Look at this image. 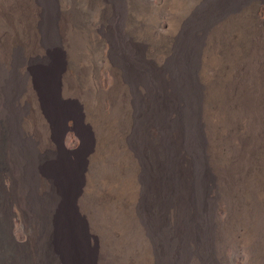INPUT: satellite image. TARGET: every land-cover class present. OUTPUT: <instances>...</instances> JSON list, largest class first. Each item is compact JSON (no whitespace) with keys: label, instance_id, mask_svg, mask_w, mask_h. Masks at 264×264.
Instances as JSON below:
<instances>
[{"label":"bare ground","instance_id":"1","mask_svg":"<svg viewBox=\"0 0 264 264\" xmlns=\"http://www.w3.org/2000/svg\"><path fill=\"white\" fill-rule=\"evenodd\" d=\"M185 1L0 0V202L5 217H36L34 264H122L118 237L132 264H219L224 246L264 264V0ZM105 101L127 112L110 119ZM70 118L130 164V205L105 188L113 170L91 160L81 178L84 164L40 146Z\"/></svg>","mask_w":264,"mask_h":264},{"label":"rangeland","instance_id":"2","mask_svg":"<svg viewBox=\"0 0 264 264\" xmlns=\"http://www.w3.org/2000/svg\"><path fill=\"white\" fill-rule=\"evenodd\" d=\"M191 1V0H190ZM189 0H186V4L192 3ZM191 5V4H190ZM120 18H116L114 20V27L119 29L120 27ZM115 32V31H114ZM122 38V34H119ZM104 47L102 48V52H110L112 46H109L107 42L104 43ZM89 49V48H88ZM100 52L93 53V60L98 66V72L103 78H99L100 80L104 79V85H106L110 90L114 88L115 78L111 72H104L103 59L102 54ZM116 53L120 56L126 55L125 49L123 47L122 42H116ZM87 58L84 59V63H86L87 69L90 67V61H87ZM89 70V69H88ZM90 71V70H89ZM90 83V94H89V106L91 109L94 108L96 104L101 103L98 97L99 90L96 84V78H89ZM72 103H78V100H71ZM102 110L106 116H109L110 119L113 117L122 118L123 115L127 112L125 110V106L123 103L113 104L108 101L102 103ZM93 112H91L92 117ZM76 118V117H75ZM93 120V119H92ZM52 123V122H51ZM52 137L46 141L44 139H40V146L45 149L46 152H52L54 154H63L65 160L70 164L82 163L84 164V171L81 173V178L85 176L86 166L91 162L94 164V168L97 166L101 168H105L106 172H110V169L113 170L112 176H108L106 181H104V185L107 191H110L114 194H118L121 192L119 199L123 206L130 205V164L125 160H118L117 155L113 152H108L106 147L99 144L97 146L95 144L94 135L87 125L84 123H78L74 120V118L66 119L60 125L56 126L52 123ZM0 129L3 130V125H0ZM147 137L149 140L154 141L157 139L158 130L155 126L147 127ZM92 138L94 142H92ZM40 147V148H41ZM2 167L5 170H8V160L3 154ZM107 157V158H106ZM104 165V167H103ZM102 169V171H103ZM132 169V168H131ZM0 172V193L4 196L3 198H7L11 193V183L8 181L5 173ZM94 179V178H93ZM131 179V177H130ZM114 182H118L119 186L123 188L122 191H118L117 189H113L112 186L109 187L110 184L113 185ZM97 181L92 180V186H96ZM10 187V188H9ZM4 189V191H3ZM8 189V191L6 190ZM9 192V194H8ZM8 194V195H7ZM2 202V201H1ZM0 202V239L2 243L0 244V264H34L33 260L36 256V252H34L33 245L35 239H37V232L35 230V225H37V219L31 212L22 213V218L19 217H5L4 209L2 208V203ZM2 208V209H1ZM4 208H7L6 204ZM6 210V209H5ZM101 213H99L100 215ZM103 215V213H102ZM104 216V215H103ZM110 216V215H109ZM105 217V216H104ZM111 217V216H110ZM218 219L220 222L225 220V213L219 212ZM202 226L208 228L209 223L206 219L202 220ZM34 231V232H33ZM36 232V233H35ZM35 236V238H34ZM210 237L216 243H219L221 240V235L218 229H211ZM119 239V240H118ZM117 242L114 238L113 240V248L115 247L116 255L119 256V259L122 260V264H132L131 262V248L128 247L129 243L127 239L118 237ZM123 239V240H122ZM125 242V243H124ZM116 243V244H115ZM31 246L29 247V245ZM98 238L96 234L90 233L86 239V247L90 250H96L98 247ZM123 244V247L122 245ZM118 246V248H117ZM128 250H126V248ZM124 248V249H123ZM119 250V251H117ZM126 251V252H125ZM129 255H128V253ZM119 254H118V253ZM126 253V254H124ZM123 254V255H122ZM130 256V257H129ZM251 258L246 255H241V253L230 246H224L220 249V261L219 264H255L253 261L251 262ZM101 261H96V264H110L107 259Z\"/></svg>","mask_w":264,"mask_h":264}]
</instances>
